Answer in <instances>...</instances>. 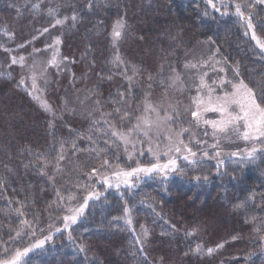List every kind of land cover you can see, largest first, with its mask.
I'll return each mask as SVG.
<instances>
[{"label":"trees","instance_id":"obj_1","mask_svg":"<svg viewBox=\"0 0 264 264\" xmlns=\"http://www.w3.org/2000/svg\"><path fill=\"white\" fill-rule=\"evenodd\" d=\"M213 2L215 8L207 0H0V258L5 249L23 250L45 240L20 264H159L161 257L163 264H264V148L256 151L255 165L246 170L202 157L195 163L178 160L176 170L166 177L141 173L131 185L119 188L96 182L107 168L104 174L117 165L127 170L155 162L147 142L137 143L135 149L127 146L125 152L111 137L116 145L99 157L91 150L105 148L109 139L103 135L108 125L101 113L121 108L120 114L105 117L117 130L126 132L137 122L146 94L160 91L165 77L157 68L160 62L168 71L178 68L186 49L207 41L209 50L218 49L227 71L233 69L232 77L238 69L235 78L250 87L258 90L257 85L264 84V49L252 39L253 29L264 39V9L242 5L253 24L249 29L235 14L232 1ZM50 8L56 9L54 15L48 14ZM65 17L69 19L64 24L55 25ZM118 18L126 24L120 40H131L126 51L114 46L110 36ZM55 37L61 41V58L68 59L60 65L47 61V70L52 84L60 88L56 99L65 97L66 102L60 106L50 99L62 113L50 128L52 116L30 94L27 73L34 61L47 55L46 45ZM117 54L124 64L113 63ZM21 56L25 67L12 63ZM126 76L132 77L130 91ZM21 79L26 83L20 84ZM83 92L99 113L89 116L76 108ZM120 92L126 93L125 101L117 104ZM124 111L132 119L121 127L119 115ZM93 120L100 123L93 125ZM80 133L91 135L95 144L81 138L77 147L83 151L74 154L71 142ZM61 141L67 158L61 162L63 171L57 172ZM104 158L110 163L102 168ZM92 168L98 172L92 174ZM92 191L101 195L89 199L83 215L65 228L67 209L79 207ZM69 196L75 200L69 203ZM219 244L223 247L207 253ZM197 245L205 251L197 253Z\"/></svg>","mask_w":264,"mask_h":264},{"label":"snow or ice","instance_id":"obj_2","mask_svg":"<svg viewBox=\"0 0 264 264\" xmlns=\"http://www.w3.org/2000/svg\"><path fill=\"white\" fill-rule=\"evenodd\" d=\"M207 2L212 5V7H216L213 0H207ZM223 3V0H221ZM261 2H264V0H261ZM89 8H91V3H89ZM56 12V9L50 8L48 10L49 15H54ZM235 14L240 17L241 19L246 20V26L249 29H253V24L251 22L250 17H245L244 12L242 11V5L237 3L235 4ZM69 18L65 17L63 20L57 19L55 21V25H62L64 24ZM71 20L73 23L77 21V15L74 12L71 16ZM55 25H52V27H55ZM261 27H264L262 25ZM126 28V24L123 18L117 19L113 25L111 30V39L113 41V44L115 46L116 42H118L120 39H122L124 35V30ZM44 32L48 31V28L43 29ZM36 37H33V40H35ZM252 39L256 41L257 45L264 49V39L261 37H258L255 30L252 31ZM28 43H31L29 41ZM61 43L60 39L57 38L54 41L53 45H46V48H52L55 46H58ZM18 47H23V45H19ZM40 49H33V52H39ZM59 55V49L56 48L53 57L51 60L48 61V64L55 65L57 63L56 57ZM64 60H67V57L63 58ZM211 59V57H209ZM24 57H19V59L12 58V63L17 64L19 63L21 67H25L24 64ZM208 61H203V64H207ZM113 63L116 64H124L125 61L121 58L119 54L115 56V60ZM197 64L192 63L191 61H186L184 64L185 69H193L196 68ZM37 68V64L34 61L32 66V75H31V92L30 94L33 96L34 99L38 100L40 102V106L46 113H49L52 116V120L49 121V127L53 128L54 121L58 116L62 117V113L58 111L56 108L53 107L46 99H41V97L38 95L39 92L43 91L38 86V77L35 69ZM161 71L163 70V65H160ZM134 74L136 73V69H133ZM40 77L44 76V71L40 72ZM207 73H204L199 77V84L197 87V94L196 96L191 98V103L185 107V111H190L191 116L193 118L192 122H190L189 127H183L179 126L177 128H173L172 125L179 124L178 119L174 117H178L180 114V109L178 107L179 101H176L175 103L169 102L168 107L165 108L163 104H161L159 107H156L153 105V103L150 101L149 94H146L145 99L143 101L144 108L143 112L148 114H154L155 119H152L150 115H141L136 116V123L132 125L131 127L127 128V131L117 130L116 126L114 124L109 123V120L105 117H111L113 115V112L116 114L121 113V108L117 107L114 108L113 112L109 113H102V119L103 122L108 125V129L104 131L103 135L108 136L109 139L105 140L104 143L106 145L103 149H92L91 151H96V155L99 157L101 153L108 151L109 146L116 145V141L111 140V137H116L122 144L124 145V151L127 152V146L129 144L132 145L133 149H135L137 143H149L148 151L153 154V156L156 158L157 161H159L160 156L157 151H153L152 143L153 137L155 136L156 140L159 141L161 139L166 140L168 142L167 144V151L165 152V155H168L172 152L175 153H181L185 152L187 153L184 155L185 160H190V158L195 157L197 155L196 152L192 150L191 147H189L188 144L185 143L183 136L185 133H188L191 131V125L195 124V126H199L202 122L204 125H209L213 129V135H216L219 133H227L229 131L239 132L241 128H243V138L245 140L248 139H264V84H258L257 88L258 90L254 89L253 87H250L249 84L245 83L243 79H240L238 83H233L230 80H224L221 79L219 81H213L212 85L210 86L207 81L205 80V77L207 76ZM236 75H239L238 69L236 70ZM126 79L129 80V91L131 89V80L132 77H127ZM148 79L151 81L153 77L149 75ZM167 80L171 81V83L168 85V87H174L177 82L182 83L181 74L176 71L175 68H171V75H169ZM47 81H45L46 83ZM20 84H25V80L21 79ZM161 85H164V79L161 80ZM231 86V91H226L228 86ZM151 87V85H149ZM217 89L221 90V94H217ZM206 91V96L202 95V92ZM120 96V100L116 101L117 104H120L125 101V92L118 93ZM163 98L168 99V91L167 87L164 90ZM83 103V102H81ZM97 104H99V100L96 101ZM66 106V105H65ZM169 109H171V112H169ZM163 111L164 115H160V112ZM213 112V113H219L218 119H206L205 114ZM91 115V113L89 114ZM132 115L128 111H124L123 114L119 115V120L121 122V127H123L124 122L126 120H131ZM99 120H93L92 124L97 125L99 124ZM89 132H91V128L89 129ZM207 133H205L206 135ZM133 135H136L137 137H140V139H137L136 141H133L131 137ZM85 138L89 141H91L93 144H95V141L92 139L91 135L85 136L84 133H80L75 140H72L71 142V149L73 153L75 154L78 151H83L82 149H79L77 147V140ZM191 142V138L189 140V143ZM64 141H61V148L60 151L57 153L55 157V170L57 172L63 171L61 167V162L64 161L67 158V153L64 148ZM197 143H200V141H197ZM160 145L159 143H156V148L159 149ZM215 147V145H213ZM256 149H252L248 152V155L251 156L253 152H255ZM204 155H207L205 152ZM219 155V153H217ZM129 159H131V153H129ZM51 163V161L47 162ZM109 160L107 158L103 159V163L101 164V167H106L109 165ZM192 163H195L194 160H192ZM47 166V164L45 165ZM117 170H114L111 173V177H101L104 183L109 184L110 187H116L119 188L121 184L125 185H131L132 178L139 177V174H151V173H160L163 174L165 177L167 176L169 171H175L176 170V160L173 158H170L167 163L161 164L159 162L153 163L150 166H137L135 168L130 169H123L120 168L119 165L116 166ZM92 174H96L98 172L97 168H92L91 170ZM112 179L115 180V183H112ZM197 180L201 179L200 177H196ZM204 180H207V177L203 178ZM87 187V186H85ZM59 195V193H58ZM101 194L98 192H88V195L84 198V203L79 205V207H69L67 210L70 213L69 215H65L63 217L64 220V227L67 228L70 223H75L77 221V218L81 215H83L84 208L86 207L88 200L92 198H99ZM61 200H63V197H60ZM69 203L73 200H75V196H69L67 198ZM242 205H236L237 208L241 207ZM18 213L23 215V213L20 211V209H16ZM124 212L126 216H129L130 209L128 207L124 208ZM253 220H255V217H253ZM128 223H131V219L128 218ZM25 225H28V221H23ZM264 223V222H262ZM30 226V225H29ZM143 227V226H142ZM56 231H59V229H56ZM256 231H261L260 227L256 228ZM195 230L193 232H188L186 235H193ZM145 236L148 235L147 230H144ZM17 235L19 236L20 233L17 232ZM46 240H50L51 236H48L45 238ZM69 239L71 240L72 237L69 234ZM235 239V237L233 238ZM45 244V240H40L36 244L32 245L31 247L24 248L23 250L16 249L14 252H11L9 249H5L3 256L4 258H0V264H20V260L22 257L26 256L29 252H31L34 248H41ZM223 244H219L216 246V248H207L206 251L210 255L213 253L216 249L222 248ZM81 251H84V248H80ZM195 251L197 253H201L205 251L200 245H197ZM159 264H163V258H160Z\"/></svg>","mask_w":264,"mask_h":264},{"label":"rangeland","instance_id":"obj_3","mask_svg":"<svg viewBox=\"0 0 264 264\" xmlns=\"http://www.w3.org/2000/svg\"><path fill=\"white\" fill-rule=\"evenodd\" d=\"M230 1H232L234 4L239 3L243 5L246 9H249L251 6H255L256 4L259 5L262 9H264V2H261V0H246L244 2H237L235 0H230ZM242 21H246V20L242 19ZM56 39H57L56 37L53 38L50 45H53ZM127 39L128 37L126 36L123 41L119 40L118 42H116V45L120 50L123 51L128 50L126 45L131 40L125 41ZM207 44L208 42L204 41L202 43L196 44L195 46L189 49H186V52L188 53L184 55L186 59H184L183 62L178 64L179 65L178 68H176V65L173 67L176 69L178 73L181 74V79H182V83L177 82V84L174 87H168L171 81L166 79L169 75H171V70L168 71L167 67L161 64V62L158 64L157 68L159 69H160V65H163V70L161 71V74L165 77H161V80L165 78L164 85L162 86L160 84V91L156 95H150L149 99L154 106L159 107L161 104H163L165 108L168 107L169 102L172 103H175L176 101L180 102L178 105L180 109V114L178 117H174L178 119L179 124L172 125L173 128H177L179 126L189 127L190 122H192L193 118L191 116V112L185 111L184 109L191 103V98L196 96L197 94L196 86L199 84V77L201 75L207 73L208 75L205 77V80L210 86L213 87H215L214 85H212V82L214 80L219 81L221 79H224V80H230L233 83H238L239 81L237 78H235V74H236L235 72L233 74V77L229 74V72L232 71L233 69L227 71L226 67H224L218 49L214 48L213 51L209 50L207 48ZM60 47H61V43L58 46L47 48V55L45 57L38 58L36 61L37 68L35 69V71L38 77V86L40 89L43 90L39 92L38 95L41 97V99H46L51 105L52 102L54 101H50V99H56V96L60 88L56 85H53L50 80L49 72L47 70V61L52 59L56 48H58L59 55L56 57L57 63L55 65H60L63 63V59L61 58L62 56H60ZM209 57H211V59H209ZM186 61H191L192 63L197 64V67L193 69H185L184 64ZM203 61H208V62L207 64H203L202 63ZM41 71H44L43 77H40L39 75ZM27 75L29 76V83H30L29 86L31 87L32 67L30 68V71L27 73ZM45 81L47 82L45 83ZM166 87L168 91V99L163 98V93ZM78 88L79 85L75 87V91H78ZM224 90L231 91V86L229 85ZM201 94L206 96V91L202 92ZM217 94H221L220 89H217ZM65 102H66L65 97L63 98L59 97L55 100V104L58 103V105L60 106H62ZM75 105L77 109L79 108L80 110L82 109L88 115L91 113V115L89 116H93L96 113H99L95 105V101L91 100L89 96H86L85 92L82 93L81 98L78 101H75ZM143 108H144V104L142 106V115H150L152 119H155L154 114L144 113ZM169 112H171V109H169ZM160 115H164V112L161 111ZM95 118H98V116H96ZM205 118L218 119L219 113H213V112L206 113ZM205 133L207 134L205 135ZM242 133H243V128H241L239 132H234V131H229L227 133L218 132L216 135H213V129L211 128V126L204 125L202 122L198 127L195 126V124H192L191 131L185 133L183 139L185 143L189 145V147H191V143L194 145L195 148L192 147L191 148L194 152L197 153V155L195 157L190 158V160H186V161L189 162L192 160L195 161L203 157V159H208L215 162L216 165L229 164L236 168H243L244 170L249 169L255 165L256 159L254 158V154L256 153V151L257 152L261 151L264 148V139L250 138L248 140H245L243 138ZM190 138H191V142L189 143ZM153 141H154L152 143L153 151H157L162 156L161 159H159V161L155 160L154 163L159 162L161 164H164L167 163L170 158H173L176 160V167H177L178 160L184 159L183 158L184 155L187 154L185 152H181V153L172 152L168 155H165V152L167 151L168 142L163 139L157 141L155 136L153 137ZM197 141H200V143H197ZM120 143L122 144V142ZM156 143H159L160 145L159 149L156 148ZM213 145H215V147H213ZM130 146L131 144L128 145V147ZM148 148H149V143L147 145V149ZM252 149H256V151L253 152L251 156H249L248 152ZM199 152L202 153L198 155ZM205 152L207 153V155H204ZM217 153H219V155H217ZM110 169L111 167L107 168L106 170L108 171ZM114 170L117 169L116 168L112 169L107 174H104L105 171L101 172L100 174L97 175L96 182L98 183L103 181L101 177H105V176L111 177V173ZM112 183L113 184L115 183L114 179H112ZM69 214L70 213L67 210L65 215H69Z\"/></svg>","mask_w":264,"mask_h":264}]
</instances>
